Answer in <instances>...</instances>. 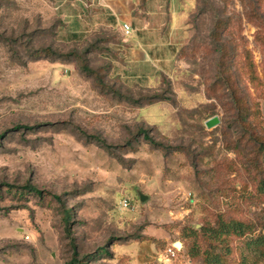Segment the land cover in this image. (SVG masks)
<instances>
[{
    "label": "rangeland",
    "instance_id": "374dc122",
    "mask_svg": "<svg viewBox=\"0 0 264 264\" xmlns=\"http://www.w3.org/2000/svg\"><path fill=\"white\" fill-rule=\"evenodd\" d=\"M115 1L0 0V264H264L248 139L264 135V0H177L170 27L158 0L152 59L132 49L146 64L126 51L130 0ZM222 220L248 226L217 243ZM177 241L198 256L172 257Z\"/></svg>",
    "mask_w": 264,
    "mask_h": 264
},
{
    "label": "trees",
    "instance_id": "16d2710c",
    "mask_svg": "<svg viewBox=\"0 0 264 264\" xmlns=\"http://www.w3.org/2000/svg\"><path fill=\"white\" fill-rule=\"evenodd\" d=\"M226 69H227V65H225V63L222 60H220L219 70L221 73H219V82H222V83L229 82V77L224 75V72H226ZM251 115L252 114H251V111L249 109L240 108L238 110L237 117L241 123L248 124L249 121H251ZM19 127H21V126H19ZM138 131H139V133L143 134L145 139L149 140L153 145L163 146V144L161 142H157L149 134V132L145 128L140 127L138 129ZM93 137L99 143H101L103 146L110 147L107 144L106 140H104L103 138H101L99 136H93ZM248 139L250 141H252L253 143H255L257 146V150L255 151L256 155H255L254 160H255L256 165H257L256 172H257V177H259V189L261 192L264 193V174H263L264 173V135L260 134V133H256V131H255V133L250 132ZM260 160H261V162H263V165L260 163ZM27 187H28V190L34 191L38 194H41V190H39V188H37L36 186L28 184ZM72 218H73V214H72L71 210L68 209L67 212H65L64 220L69 221ZM247 226L248 225L245 224V222H243L241 220H229L227 222L222 220L221 224L218 228H210V231H212L214 234L213 235L214 238H212V237H210V238L213 241L218 243V242L222 241L220 239L223 238V235H228L231 232L233 234H238V235L244 234ZM195 235H198V231H196V230L192 231L191 230L188 237H189V239H192L194 242ZM252 241L254 243H263L262 237L261 238H255ZM183 244H184L183 247L185 249L186 254H188L191 257V260L195 259L198 256V250H196V248L194 247L193 244L192 245L190 243H183ZM212 245L213 244H211V246ZM76 254H77V252L75 251V255ZM205 261L207 264H226L227 263L221 254L214 253V252H212L211 254L207 253ZM69 264H84V263H81L79 260L75 259L73 262H70Z\"/></svg>",
    "mask_w": 264,
    "mask_h": 264
},
{
    "label": "crops",
    "instance_id": "0c3cea01",
    "mask_svg": "<svg viewBox=\"0 0 264 264\" xmlns=\"http://www.w3.org/2000/svg\"><path fill=\"white\" fill-rule=\"evenodd\" d=\"M106 1H107V6L114 13L113 7H114V4L116 1L115 0H106ZM157 1L158 0H130L131 11H132V14L135 18V21L133 23H129L127 21H124L126 23H129L132 27V32L128 36L132 39V44H130V46L127 47L126 51L129 54V58L135 62H143L146 64L145 61H142L139 57H137V54L134 51H132L133 46H135V45H139V46H143V47L148 48L149 51H147V52H149L148 53L149 58L152 59L151 53L153 50L152 47H154L153 43L155 40L152 38L155 37L153 35H155V31H157V29H159V27H160L159 21L161 18L160 12L157 14L156 12L158 10L156 11L154 8V3ZM179 6L180 5H179V2H177V0H170L171 21H169V24H168L169 27H170L171 22H172V24L175 25V23L177 21V18L179 15L178 8H180ZM141 7L144 8L146 11L141 12ZM143 17L147 19L146 22L144 20H142ZM121 23H123V22H121ZM156 34H157V32H156ZM139 38H141V40ZM155 68H156L155 70L153 68H152V70H154L156 72H152V73H155L156 75L160 74V71L158 70L159 67L157 66Z\"/></svg>",
    "mask_w": 264,
    "mask_h": 264
},
{
    "label": "built area",
    "instance_id": "2783aa9c",
    "mask_svg": "<svg viewBox=\"0 0 264 264\" xmlns=\"http://www.w3.org/2000/svg\"><path fill=\"white\" fill-rule=\"evenodd\" d=\"M123 30L125 32V34H130L132 32V27L129 23H124L123 24ZM123 206L125 208H130L131 207V202L129 200V198L124 197L123 198ZM169 253L171 254L172 257H176L178 250L175 247L169 248Z\"/></svg>",
    "mask_w": 264,
    "mask_h": 264
},
{
    "label": "water",
    "instance_id": "95a60500",
    "mask_svg": "<svg viewBox=\"0 0 264 264\" xmlns=\"http://www.w3.org/2000/svg\"><path fill=\"white\" fill-rule=\"evenodd\" d=\"M219 122V119L217 117H213L211 119H209L207 121V126L208 127H212L214 126L215 124H217ZM140 198L141 200H145L147 198V195L145 194H141L140 195ZM174 247L178 248V249H182L183 248V242L182 241H177L175 244H174Z\"/></svg>",
    "mask_w": 264,
    "mask_h": 264
},
{
    "label": "bare ground",
    "instance_id": "6f19581e",
    "mask_svg": "<svg viewBox=\"0 0 264 264\" xmlns=\"http://www.w3.org/2000/svg\"><path fill=\"white\" fill-rule=\"evenodd\" d=\"M183 246H184V244H183Z\"/></svg>",
    "mask_w": 264,
    "mask_h": 264
}]
</instances>
